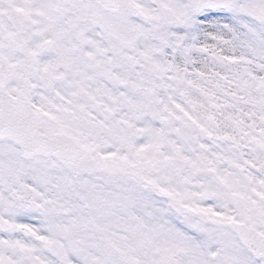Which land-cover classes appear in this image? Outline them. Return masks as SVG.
Instances as JSON below:
<instances>
[{
  "label": "snow or ice",
  "instance_id": "snow-or-ice-1",
  "mask_svg": "<svg viewBox=\"0 0 264 264\" xmlns=\"http://www.w3.org/2000/svg\"><path fill=\"white\" fill-rule=\"evenodd\" d=\"M0 264H264V0H0Z\"/></svg>",
  "mask_w": 264,
  "mask_h": 264
}]
</instances>
